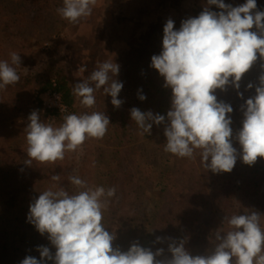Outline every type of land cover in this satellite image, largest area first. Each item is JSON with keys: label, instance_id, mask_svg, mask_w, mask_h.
I'll return each mask as SVG.
<instances>
[{"label": "clouds", "instance_id": "9594fccd", "mask_svg": "<svg viewBox=\"0 0 264 264\" xmlns=\"http://www.w3.org/2000/svg\"><path fill=\"white\" fill-rule=\"evenodd\" d=\"M96 4L97 0H63L56 12L68 22L78 23L92 14ZM211 5L220 11L211 10ZM257 53L264 60V11L257 9L256 0L238 6L206 0L198 16L182 20L179 29L167 19L162 49L152 55L150 67L163 77V86L171 89L170 108L163 115L132 107L131 120L148 135L153 124L163 125L166 152L190 159L198 152L201 164L212 173L231 172L238 157L253 165L258 157H264V72L258 78L255 95L241 105L244 118L235 134L229 115L233 108L218 100L215 91H226L229 85L239 90L242 76L257 60ZM9 55L11 62L0 60V90L20 80L16 67L21 65V56L16 51ZM119 69L115 61L99 62L86 79L73 83L72 95L83 107L93 108L95 92L103 87L104 94L111 96V104L120 108L124 101L118 98L123 88L117 79ZM85 70V66L79 69L81 73ZM252 87L250 82L247 88ZM237 94L243 97V93ZM138 98L146 99L142 89ZM27 120L23 131L28 157L24 164L28 166L33 161L54 164L64 160L66 152L81 149L87 139H102L111 123L105 112L99 111L65 114L56 126L42 121L40 110L34 109ZM233 141L239 143V151ZM68 179L80 190L70 194L53 184L33 197L27 214L28 222L41 235L47 234L55 253L39 245L40 258L27 255L20 264H264V214L259 211L249 209L225 216L227 229L215 230L216 243L204 254L192 255L185 248L186 240L171 237L167 238L170 257L164 256L163 248L153 251L139 242L123 251L113 246L116 233L102 223L116 188L89 187L75 175ZM51 180L58 182L60 177L52 175ZM164 239L157 237L156 242Z\"/></svg>", "mask_w": 264, "mask_h": 264}, {"label": "rangeland", "instance_id": "374dc122", "mask_svg": "<svg viewBox=\"0 0 264 264\" xmlns=\"http://www.w3.org/2000/svg\"><path fill=\"white\" fill-rule=\"evenodd\" d=\"M11 1V7L9 8L10 16L18 22H23L26 19L29 27L24 29L25 26L22 25L21 31L24 37L21 38V44L12 46L9 45V40L5 39L7 33H4L3 28L0 29V41L4 44V48L9 50L7 51L8 56L10 52L16 51L17 53L21 52L30 57V55L33 56L39 53L38 51L36 52L37 48L42 50V53L40 52L39 54L41 59L33 56L28 61L29 65L23 70H20L21 73L28 74L39 70L41 74L43 73L39 79L43 81L48 64L54 63L65 69L73 85V83L79 80L86 79L99 62L105 60L115 61L120 66L117 79L123 82V88L118 98L124 101L121 108L126 112H130L132 107L138 108V105L143 102L138 98V90L142 89L145 95L147 74L150 75L148 78L151 77L152 80L162 79L159 74L150 73L152 71L150 64L152 52L157 47L158 37L163 34V26L166 20L171 18L174 21V27L179 28L182 20L198 16L206 4V0H126L124 12L120 15L121 17L115 33L111 36L101 26L102 11L104 10L103 0H97L92 14L88 17L81 18L78 23H70L57 14L56 9L62 6L63 0ZM224 2L238 6L245 3L246 0H224ZM256 3L257 9L264 11V0H256ZM34 6H39L40 13L32 10ZM209 7L213 11H220L216 5ZM17 25L21 24L18 23ZM252 30H256L255 26H253ZM29 41L33 46L29 45ZM261 64H264V60H261L257 53V60L242 76L239 90L231 85L227 86L228 103L233 108L232 121L236 123H242L244 118L241 105L249 97L255 95V87L259 84L258 78L264 72ZM81 66H85L86 68L83 73L79 71ZM250 82L253 84V87L248 89L247 85ZM38 85L39 83H34L26 89L27 93L24 96L21 94V99L15 97L17 91H9L3 97L1 96L5 100V103L3 102L0 105V139L3 140L2 142L5 141L7 127L16 132H23L21 135L19 134V139H21V142L25 140L23 129L28 123L27 117L32 110L38 106L40 107L38 104L39 94L44 92ZM238 91L243 93V97L237 94ZM95 97L96 104L93 108L83 107L77 99L79 113L99 111L105 112L108 115L109 111L115 108L111 104V96L104 94L103 87L95 92ZM150 110L153 113H159L157 108H151ZM69 113H71L70 110ZM60 119L61 115L50 109L41 114V120L46 123L55 124ZM235 122L233 123L236 124ZM231 125L233 126V124ZM235 127L240 128V126ZM158 130L163 131V126L153 124L151 130L153 134L150 135L147 133L142 134V130L136 127L134 130L136 131L134 145L138 146L135 147L133 152L148 154L154 150L155 156L158 155L160 157L168 154L169 152L162 151V148L166 144L164 132H157ZM233 133L235 134V131ZM235 142L237 141H233V143ZM146 143L150 144L148 145L149 147L152 146V151L148 146H143ZM235 144L239 146V143ZM16 145L17 143L14 144V146ZM101 146L103 144L99 143L96 138H89L83 143L81 149L78 151L79 159L73 168V175L78 174L80 178L85 177L83 174L85 160L91 163V174L93 176L97 175L96 166L100 158L99 147ZM26 147L25 140L21 149L26 151ZM16 148L18 152V147ZM104 149L103 151L108 154L107 152L110 148L105 147ZM124 150L127 151L126 148ZM127 153L126 160H124L126 167L131 162H138L139 159L142 160L144 158L143 155H134L131 151ZM128 155H131L134 160L131 161L130 158H127ZM164 158L159 159L161 168H165L163 165ZM174 161L175 163L173 162L171 169L172 172L166 175L160 174L163 179L161 180L165 181L168 185L167 196L163 198L161 205L164 208L165 215L171 214L172 216L170 218L174 217L176 220L180 219V222H185L182 217L183 214L184 216L191 215L193 217L198 215L204 207L211 209V206H214V203L210 201L213 199V196L217 193L219 195L223 194L215 190L216 193L211 189L209 183L211 175H204L203 169L199 167L200 162L198 157L195 156L194 159H190L186 157L180 158L175 155ZM28 170L33 169L23 168L17 171L20 175L16 179L17 181H15V186L12 187L2 183L6 181L5 178L8 174L0 172V176H2V178L0 177V264H20V261L24 258L23 252H25L28 246L35 245L38 241L40 243L44 242V235H41L35 226L27 220L31 200L42 191L39 183H34L33 178L29 179L30 175L35 174ZM132 175H141V177H144L142 174H133V172ZM133 180L135 179L133 178ZM34 184H38L39 186L34 187ZM201 184L203 186L199 188ZM130 186L133 188V195H128ZM122 187L124 189V193L122 194L121 192L120 194V203L123 204V208H121L122 219L123 216L124 219L127 217L129 223L123 230L121 240H124L125 245L128 246L133 242H139L140 244L144 241L142 234H140L142 214L133 206L135 205L133 203L135 201L136 203L138 202L137 198L141 196L143 189L139 185V179L132 186L130 184L126 185L125 177L123 178ZM13 200L17 201L16 206H11L10 203ZM191 209L195 210L191 212ZM231 209V214L223 215L221 212H218L216 215V221H220L224 229H227L226 221L223 222L225 216L243 214L242 211L241 213H235L233 208ZM259 212L264 214L262 210ZM262 225H264V216H262ZM157 228L155 227L154 229L157 231ZM157 244L155 241L153 246L147 247L155 251L159 248ZM188 251L192 250L188 248ZM164 256L166 255L164 254ZM157 258L163 259L164 257Z\"/></svg>", "mask_w": 264, "mask_h": 264}, {"label": "trees", "instance_id": "16d2710c", "mask_svg": "<svg viewBox=\"0 0 264 264\" xmlns=\"http://www.w3.org/2000/svg\"><path fill=\"white\" fill-rule=\"evenodd\" d=\"M11 2V0H0V29L3 28L4 33H7V37L5 39L9 40V45L12 46L21 44V38L24 37L22 35L21 27L23 25L25 26L24 29H27L29 25L26 19L23 22H18L10 16L9 8L11 7ZM38 7L39 6H34L32 7V10L36 13H40V9ZM18 23L21 25H17ZM162 37L163 34L158 37L157 47L152 52V55L160 53L162 49ZM28 43L33 46L30 41ZM7 51L9 50L5 49L4 44L0 41V60H8L11 62L10 55L8 56ZM37 51L39 53L34 54L33 56L41 59L39 54L40 52L42 53V50L37 48L36 52ZM18 53L21 56V65L14 67H16V70L20 75V80L13 85L7 86L6 89L0 90V105H2L3 102L5 103V100L2 97L7 92L17 91V93H15V97L17 99H21L20 95H26V89L34 83H39L38 87L44 92L55 87L62 93L64 101L69 107L70 112L79 114L77 98L72 95V82L70 81L65 69L54 63L48 64L46 68L47 72L44 73L45 79L41 81L39 78L43 73L41 74L39 70L28 74L21 73L20 70H23L29 65L28 61L33 58V56L30 55L29 57L21 52ZM151 72L159 74L154 68H152L150 73ZM149 76L150 75L147 74L145 83L146 99L138 105V108L141 111L157 108L159 114L166 115L171 103V89L163 86V77L162 79L152 80L151 77L148 78ZM215 94L218 100L228 103L229 98L226 91L216 89ZM50 110L57 112L53 109ZM229 115L233 118L232 113ZM107 116L111 122L108 125V131L102 139H97L99 143L103 144V146L99 147L100 158L97 163L98 165L96 166L97 175L93 176L91 174V163L85 160L83 170L85 177H81V179L85 180L89 187L103 186L106 189L109 187L116 188V195L110 198L108 207L103 212L102 221L109 232L113 231L116 233V239L113 241L114 247L119 246L123 251H126L129 247L128 245H125L124 240H121L123 230L129 223V219L127 217L124 219L123 216L122 219L121 208H123V204L120 203V194L121 192L122 194L124 193V189H122L124 177L126 178V185L130 184L132 186L136 183V180L139 179V185L143 189L141 196L137 198L138 202L136 203L135 201L133 203L135 204L133 206H135V208L142 214L140 234H142L144 241H142L140 245L144 247L153 246L157 237L165 238L162 243L157 242V245L159 248H163L165 250L164 254L168 257L171 256V253L167 250L168 243L170 242L167 239L168 237L174 238L178 241L182 239L186 240L185 247L187 250L188 248L192 250L189 251L192 255L204 254L208 249H212L216 243L214 239L215 230L218 228L224 229L222 228L223 224H220V221H216V215L218 212H221L223 215L231 214V208H233L235 213H241V211L245 212L249 209L264 211V157H258L256 162L251 166L245 164L238 157L231 172L216 174L203 167L200 161L199 153L197 152L195 156L198 157L200 162V169H203L204 175H211V179L209 180L211 189H213L214 192H222L223 195H219L216 192L217 194L213 196L212 200H210L214 203V206H211V209L204 207V209L201 210L202 213L200 212L198 215L193 217H191V215L184 216L183 214L182 217L185 222H180V219L176 220L174 217L170 218V216H172L171 214H168L169 216L165 215L161 201L165 196H167L166 193L168 191V185L165 181H162L163 179L160 174L162 173L163 175H166L172 172L171 169L173 167V162L175 163V155L168 153L162 156L165 157L163 160L165 168H161L159 159L162 157L158 155L155 156V151L152 146H148L150 144L146 143L143 144V146H148L151 151L153 150L152 153H134L133 150L138 146L134 145L136 138V131L134 130L138 126L135 121L131 120L130 112H126L121 107L113 108V110L109 111ZM61 122L62 116L61 119L54 125L58 126ZM233 122L235 121H232L233 126L231 125V127L233 132H236V129L239 130V128L235 126L241 127L242 123L235 122L236 124H234ZM6 130L5 141L2 142L3 140L0 139V172L8 174L5 178L6 181L2 182L4 185H8L9 187L15 186V181H17L16 179H18L20 175L17 171L23 168H30L33 170L28 171L33 172L35 175H30L29 179L33 178L34 183H39L42 191L49 188L53 184L63 187L70 194L80 190L76 186L72 185L68 179L69 176L73 175V168L75 167L76 161L79 159V149L75 152H66L64 160H58L54 164H42L33 161L32 165L28 166L24 164V161L28 159L26 151L21 149L25 140L21 142V139H19V134L21 135L23 132H16L9 127H7ZM157 132L163 133V131L159 130ZM15 143H17L16 146H14ZM235 143H233V146L239 151L240 146ZM122 146L126 148L127 151L124 150ZM16 147H18V152L16 151ZM105 147L110 148L107 152L108 154L103 151ZM129 151H131L134 155L141 154L144 158H142V160L139 159L138 162H131V164L126 167V162H124V160H126V154H128L127 152ZM162 151L165 152L164 147L162 148ZM127 158H130L131 161L134 160L131 155H128ZM132 172L133 174H142L144 177H141V175L135 176L136 174L132 175ZM40 174L41 176H39ZM52 175H59L60 180L58 182L52 181ZM75 176H78V174H75ZM132 176L135 180L131 178ZM0 177L2 178V176ZM39 185L34 184L33 186L36 187ZM202 186L203 184H201L199 188ZM128 195H133V188L131 186ZM16 202V200H13V202L10 203L11 206H16ZM194 210L195 209H191V212ZM186 218L191 220H187ZM155 227H158L157 231L154 229ZM43 241V243L38 241L35 245H31L30 247L28 246L25 249V252H23V256L25 257L27 255H31L39 259L40 253L37 251V246L39 245L49 247L51 252L54 254L55 247L52 246L50 241L47 239V234L44 235ZM47 264H53V261H47Z\"/></svg>", "mask_w": 264, "mask_h": 264}, {"label": "built area", "instance_id": "2783aa9c", "mask_svg": "<svg viewBox=\"0 0 264 264\" xmlns=\"http://www.w3.org/2000/svg\"><path fill=\"white\" fill-rule=\"evenodd\" d=\"M38 104L40 105V107L38 106L36 109L40 110V115L45 113L48 109H53L56 110L57 113H59L61 116H63L65 114H68L70 110L64 101L62 93L55 87L40 93ZM60 109H64V111H61Z\"/></svg>", "mask_w": 264, "mask_h": 264}, {"label": "flooded vegetation", "instance_id": "af4514ba", "mask_svg": "<svg viewBox=\"0 0 264 264\" xmlns=\"http://www.w3.org/2000/svg\"><path fill=\"white\" fill-rule=\"evenodd\" d=\"M120 17L119 11L111 10L109 6L105 7V9L102 11L101 26H103V29H106V33L110 34L111 36L113 33H115Z\"/></svg>", "mask_w": 264, "mask_h": 264}, {"label": "water", "instance_id": "95a60500", "mask_svg": "<svg viewBox=\"0 0 264 264\" xmlns=\"http://www.w3.org/2000/svg\"><path fill=\"white\" fill-rule=\"evenodd\" d=\"M102 2L104 9L106 6H109L111 10L119 11L120 15L124 12L126 0H103Z\"/></svg>", "mask_w": 264, "mask_h": 264}]
</instances>
